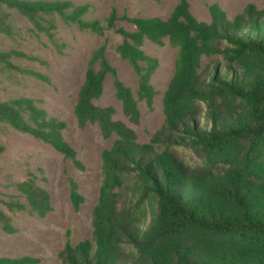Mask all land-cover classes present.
I'll return each mask as SVG.
<instances>
[{
  "label": "trees",
  "instance_id": "16d2710c",
  "mask_svg": "<svg viewBox=\"0 0 264 264\" xmlns=\"http://www.w3.org/2000/svg\"><path fill=\"white\" fill-rule=\"evenodd\" d=\"M89 7L71 0H0V32L10 33L8 10L15 9L60 50L53 32L56 19L102 32L98 19L84 17ZM209 12L210 22L198 21L187 1L178 0L166 19L133 18L136 29L121 31L126 39L115 49L137 74V97L118 78L102 46L91 53L73 114L79 127L97 123L104 137L112 132L118 137L101 153L91 239L73 247L67 242L61 264H264V8L248 2L230 19L213 3ZM164 37L176 56L162 99L163 121L148 142L139 143L132 128L113 119L112 106L93 100L110 73L123 114L138 122L137 99L151 107L150 77L158 65L142 44L145 38L161 44ZM15 58L46 64L17 49L0 51L6 69L50 81ZM0 122L77 163L63 137L65 122L32 98L0 100ZM10 184L25 202L0 196V228L6 233L17 230L11 213L28 207L44 216L51 209L50 195L32 171ZM71 198L74 204L81 198L74 182ZM37 260L0 256V264Z\"/></svg>",
  "mask_w": 264,
  "mask_h": 264
},
{
  "label": "rangeland",
  "instance_id": "374dc122",
  "mask_svg": "<svg viewBox=\"0 0 264 264\" xmlns=\"http://www.w3.org/2000/svg\"><path fill=\"white\" fill-rule=\"evenodd\" d=\"M71 1L75 4H90L84 17L98 19L104 27L101 33L56 19L53 32L57 41L62 43L59 50L44 33L37 32L29 20L15 9L8 10L10 33L0 32V51L17 49L38 56L46 64L25 58H15L14 62L35 69L47 75L50 80L46 82L30 74L8 70L0 63V100L27 96L50 115L63 120V137L74 149L77 159L76 163L30 133L0 122V196L6 198L13 195L25 202L22 194L10 182L24 179L26 171L30 170L36 174L39 185L48 191L51 204V209L44 216L36 215L28 207L11 213L12 223L17 230L6 233L0 228V256H32L38 259L35 264H61L60 252L67 242L73 247L91 239L92 212L98 202L102 182L101 153L118 137L115 132L104 137L97 123H86L79 127L73 114L77 91L84 79L91 53L102 46L103 54L115 68L118 78L137 97V74L115 49L117 44L126 39L121 31L136 29L133 18L166 19L178 2ZM186 1L192 16L206 23L211 20L209 7L213 3L230 19L239 14L248 2L256 8H264V0ZM142 49L148 55L156 57L158 65L150 77L155 90L151 107L143 99H137L138 122H132L123 114L110 73L104 76L101 95L93 101L100 106H112L113 119L121 120L132 128L137 142L146 143L163 121L162 99L174 71L176 48L169 45L164 37L161 44L145 38ZM180 150L185 157H191L189 150ZM73 182L81 197L77 204L71 198ZM0 208H3L1 204Z\"/></svg>",
  "mask_w": 264,
  "mask_h": 264
}]
</instances>
